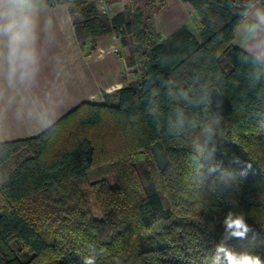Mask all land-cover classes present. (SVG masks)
<instances>
[{
  "label": "trees",
  "instance_id": "trees-1",
  "mask_svg": "<svg viewBox=\"0 0 264 264\" xmlns=\"http://www.w3.org/2000/svg\"><path fill=\"white\" fill-rule=\"evenodd\" d=\"M182 1L197 32L183 23L163 41L125 5L101 14L94 0H68L87 54L98 37L131 35L134 77L0 141V264H82L93 250L96 264H211L229 210L253 229L230 246L264 259V62L233 42L264 0Z\"/></svg>",
  "mask_w": 264,
  "mask_h": 264
},
{
  "label": "crops",
  "instance_id": "crops-1",
  "mask_svg": "<svg viewBox=\"0 0 264 264\" xmlns=\"http://www.w3.org/2000/svg\"><path fill=\"white\" fill-rule=\"evenodd\" d=\"M114 4L124 7L125 0ZM181 5L189 7L183 1ZM257 11H264V6L254 2L236 28L233 42L264 62V24L257 20ZM37 16L43 47L41 72L31 90L15 93L14 102L7 97L0 100V141L36 135L82 101L103 102L105 94L114 93L127 80L115 36L96 38L94 51L87 54L63 0H38Z\"/></svg>",
  "mask_w": 264,
  "mask_h": 264
},
{
  "label": "clouds",
  "instance_id": "clouds-1",
  "mask_svg": "<svg viewBox=\"0 0 264 264\" xmlns=\"http://www.w3.org/2000/svg\"><path fill=\"white\" fill-rule=\"evenodd\" d=\"M37 11L38 0H0V100L14 102L17 91H29L38 81L43 47ZM256 18L264 24V11H257ZM219 224L223 231L211 264H264L259 254L237 252L229 244L253 231L244 215L229 210ZM82 264H96L94 250L82 257Z\"/></svg>",
  "mask_w": 264,
  "mask_h": 264
},
{
  "label": "rangeland",
  "instance_id": "rangeland-1",
  "mask_svg": "<svg viewBox=\"0 0 264 264\" xmlns=\"http://www.w3.org/2000/svg\"><path fill=\"white\" fill-rule=\"evenodd\" d=\"M66 4L68 0H63ZM113 1H121V0H113ZM181 0H125V17L130 20L135 13L141 12L142 19L145 22L148 18L153 22L154 30L159 34L160 40H167L168 37L175 31L177 28L185 23L186 26L194 33L197 32L198 29V19L195 13L191 11V6L187 7V5H181ZM120 3V2H119ZM183 6V7H182ZM115 36L118 41V54L121 56V59L124 61V68L122 69L123 75L126 76L122 80V83L126 81H130L133 79L134 68L128 69L126 68V58L129 56L131 51V35L129 34H120V36H116L113 33L107 34ZM123 40V41H122ZM116 54V53H115ZM137 67V66H136ZM106 69V68H105ZM133 69V70H132ZM111 102L112 100H108ZM114 103V101L112 102ZM142 156L139 155L137 157V171L142 179V182L148 189V182L145 180L143 170L144 165L142 162ZM89 203L91 207V212L95 217L100 216V211L95 203L93 197L89 195ZM164 209L167 207L166 201L163 200Z\"/></svg>",
  "mask_w": 264,
  "mask_h": 264
},
{
  "label": "built area",
  "instance_id": "built-area-1",
  "mask_svg": "<svg viewBox=\"0 0 264 264\" xmlns=\"http://www.w3.org/2000/svg\"><path fill=\"white\" fill-rule=\"evenodd\" d=\"M95 4H96V7L98 9V11L101 13V14H112V13H115L117 11H121L123 10V5H119L117 6L116 4H114V1H113V4L111 2V0H94Z\"/></svg>",
  "mask_w": 264,
  "mask_h": 264
}]
</instances>
